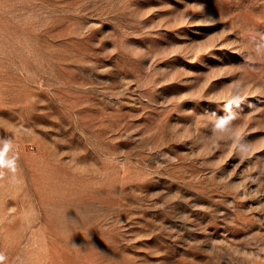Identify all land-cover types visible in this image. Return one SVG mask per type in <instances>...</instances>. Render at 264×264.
<instances>
[{"label":"rangeland","instance_id":"rangeland-1","mask_svg":"<svg viewBox=\"0 0 264 264\" xmlns=\"http://www.w3.org/2000/svg\"><path fill=\"white\" fill-rule=\"evenodd\" d=\"M0 154V264H264V0H0Z\"/></svg>","mask_w":264,"mask_h":264},{"label":"clouds","instance_id":"clouds-1","mask_svg":"<svg viewBox=\"0 0 264 264\" xmlns=\"http://www.w3.org/2000/svg\"><path fill=\"white\" fill-rule=\"evenodd\" d=\"M233 117H229V119H231ZM224 123V121H221L217 127H221L222 124ZM240 148L242 151L246 150V145H240ZM8 151V146L6 145L3 149V153H6ZM2 155V154H0ZM6 166L9 169H11L12 171H15V162L13 160H8V161H4V159L0 158V167ZM4 256L2 253H0V261H3Z\"/></svg>","mask_w":264,"mask_h":264}]
</instances>
